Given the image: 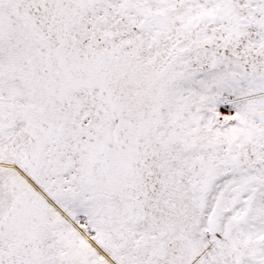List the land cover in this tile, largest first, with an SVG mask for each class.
<instances>
[{
    "label": "snow or ice",
    "instance_id": "obj_1",
    "mask_svg": "<svg viewBox=\"0 0 264 264\" xmlns=\"http://www.w3.org/2000/svg\"><path fill=\"white\" fill-rule=\"evenodd\" d=\"M0 264H264V0H0Z\"/></svg>",
    "mask_w": 264,
    "mask_h": 264
}]
</instances>
